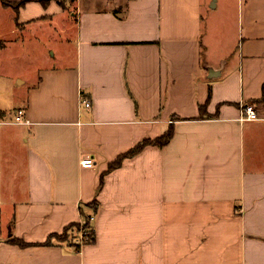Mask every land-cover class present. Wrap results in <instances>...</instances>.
Segmentation results:
<instances>
[{"label": "crops", "instance_id": "crops-1", "mask_svg": "<svg viewBox=\"0 0 264 264\" xmlns=\"http://www.w3.org/2000/svg\"><path fill=\"white\" fill-rule=\"evenodd\" d=\"M263 85L264 0L0 2V264H264Z\"/></svg>", "mask_w": 264, "mask_h": 264}, {"label": "trees", "instance_id": "trees-1", "mask_svg": "<svg viewBox=\"0 0 264 264\" xmlns=\"http://www.w3.org/2000/svg\"><path fill=\"white\" fill-rule=\"evenodd\" d=\"M32 1L39 2L43 6H46L52 0H18V1L0 0V2L3 5L10 6L14 10H18L19 8L25 6L28 2H32ZM54 1L61 2L63 0H54ZM260 100L262 102H264V85L262 86V96H261ZM200 111L203 114L204 108L200 107ZM172 135H173V128L170 127L162 136L157 137L156 139H153V140L144 139V140H142L134 148H132L128 152L119 156L113 163H111L110 168H115V167L119 166L124 158L132 157L136 153L140 152L145 146L156 145V146L162 147V146L166 145L170 141V139L172 138ZM88 206L93 211H95L97 209L96 201L90 203ZM80 229L83 230L84 233H88L87 240L85 242L91 243L94 241V237H93L94 232L91 229L89 216H87V217H85L83 224H72V225L66 227L64 229V231L62 232V234H54V235L50 236L47 239V241L44 243V245H50L51 242H53V241H68V240L72 239L73 236H75ZM11 242L15 245L20 246V247L28 246L27 243H25L24 241H22L20 239H12Z\"/></svg>", "mask_w": 264, "mask_h": 264}, {"label": "built area", "instance_id": "built-area-1", "mask_svg": "<svg viewBox=\"0 0 264 264\" xmlns=\"http://www.w3.org/2000/svg\"><path fill=\"white\" fill-rule=\"evenodd\" d=\"M70 1V0H67ZM83 103L86 107L90 106V102L87 99H83ZM260 117L258 116V113L254 109L253 105H246L243 108L241 120H259ZM14 123L16 124H25L28 123V121L25 119V112L23 109H18L16 112V115L14 117ZM81 165L84 168H92L94 166V159L90 156H86L82 159ZM94 218L92 216L89 217V220L92 221ZM88 233H82L81 236L84 238V240H87Z\"/></svg>", "mask_w": 264, "mask_h": 264}, {"label": "rangeland", "instance_id": "rangeland-1", "mask_svg": "<svg viewBox=\"0 0 264 264\" xmlns=\"http://www.w3.org/2000/svg\"><path fill=\"white\" fill-rule=\"evenodd\" d=\"M27 43H29V42H32V41H34V39H32L31 38V36H29V34L27 33V35L25 36V39H24ZM35 51H37V52H41V55H43V56H46L47 55V49H45V48H41V49H35ZM29 64H25V63H23V62H19L16 66H15V68L17 67L18 69H22V68H24L25 67V69H26V72H27V70H29ZM7 99H8V102H7ZM10 101V98L9 97H5V99H4V106L5 107H7V108H9L11 111H7V113H9V112H11V115H12V112H15V110H16V107H17V104L14 102H9ZM8 117L10 118L11 116L8 114Z\"/></svg>", "mask_w": 264, "mask_h": 264}]
</instances>
